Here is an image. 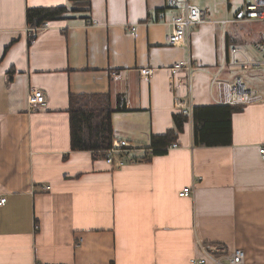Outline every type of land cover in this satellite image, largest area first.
<instances>
[{
  "label": "crops",
  "instance_id": "1",
  "mask_svg": "<svg viewBox=\"0 0 264 264\" xmlns=\"http://www.w3.org/2000/svg\"><path fill=\"white\" fill-rule=\"evenodd\" d=\"M184 1L91 0L87 9L0 0V264H191L200 243L241 248L248 264H264V69L225 66L233 45L256 56L264 28L235 31L240 11L233 18L229 2L215 0L225 14L194 24L189 47L171 46ZM61 5L65 16L30 43L28 9ZM187 58L191 90L186 72L172 81L169 69ZM147 67L150 78L140 74ZM218 73L241 75L262 97L233 113L230 141L224 133L219 145L195 144L188 119L170 144L178 148L150 152L153 137L174 129L177 102L219 105ZM30 88L46 104L32 108ZM102 93L111 95L114 138L131 144L134 164L115 168L94 150L72 149L71 94ZM188 186L194 195L180 196Z\"/></svg>",
  "mask_w": 264,
  "mask_h": 264
},
{
  "label": "built area",
  "instance_id": "2",
  "mask_svg": "<svg viewBox=\"0 0 264 264\" xmlns=\"http://www.w3.org/2000/svg\"><path fill=\"white\" fill-rule=\"evenodd\" d=\"M178 0H169V5L175 7ZM227 0H223L224 4H228ZM184 13L174 16L171 20V30L167 35V42L171 46H185L189 47L191 28L194 24L201 23L207 19L206 10H200L197 6L193 5L189 0L184 1ZM218 3L214 0L213 9L218 13ZM240 16L235 19L237 22L261 21L264 23V0H251L245 2L244 7L240 10ZM51 22H45L39 26H28L26 34L28 41L33 43L36 41L38 35L49 29ZM228 21H224L227 24ZM132 30L135 31L136 27L133 26ZM253 50L255 55L245 50L240 45H233L229 48V56L225 64L235 71L242 72H259L264 69V39L253 43ZM193 61L191 58L178 60L170 67L172 74V81L181 72L188 74L189 88L191 90L192 69ZM224 68V66L222 67ZM153 68H142L140 74L142 77L150 78L154 74ZM114 76L118 75L117 71H113ZM232 81L224 80L220 77V73L213 76L211 85L216 91L219 104L244 107L246 105L258 103L262 97L257 89L247 86L243 77L236 74L232 77ZM30 106L36 107L46 104V97L44 93L37 88H30L28 94ZM177 108L180 109V114L187 119H193L194 108L190 100H181L177 102ZM178 144L170 145L167 149L178 148ZM155 149L149 150L152 152ZM134 148L127 140L114 139L110 148L104 150H94L96 158L105 159L108 164L115 168H122L127 164H134L137 159L132 155ZM261 159L264 161V144L258 148ZM45 189H50L46 186ZM194 186H188L180 192V196H193ZM7 201L6 197H0V206L4 205ZM36 229L38 226L36 225ZM200 256H194L191 259V264H248L246 261V252L237 248L234 251H226L225 247L220 244L204 245L200 243Z\"/></svg>",
  "mask_w": 264,
  "mask_h": 264
},
{
  "label": "trees",
  "instance_id": "3",
  "mask_svg": "<svg viewBox=\"0 0 264 264\" xmlns=\"http://www.w3.org/2000/svg\"><path fill=\"white\" fill-rule=\"evenodd\" d=\"M78 6L90 8L91 0H70ZM69 9L66 6L34 7L27 11L30 26H39L63 18ZM111 95L71 94L70 126L73 150H104L112 146L114 130L112 125L113 106ZM242 107L213 105L194 107V143L197 145H219L226 133L230 141L231 117ZM175 127L167 135L153 137L156 154H163L171 143L176 141L179 132L183 131L188 121L181 114L174 117ZM229 134V136L227 135ZM225 141V142H226ZM224 143V142H223ZM154 151V150H153Z\"/></svg>",
  "mask_w": 264,
  "mask_h": 264
},
{
  "label": "rangeland",
  "instance_id": "4",
  "mask_svg": "<svg viewBox=\"0 0 264 264\" xmlns=\"http://www.w3.org/2000/svg\"><path fill=\"white\" fill-rule=\"evenodd\" d=\"M221 1V0H217ZM245 1L247 0H228L231 8V12L229 15H231L233 18L237 15V13L243 9ZM197 3L207 11V16L208 17H219L220 15L225 14V6L224 5H219L217 9H219L220 13L216 14L213 12V0H198ZM234 27L235 31L240 32L241 34H246L248 32H260V29L264 28V23L263 22H234L232 25ZM241 72V71H239ZM248 78V77H247ZM248 85L250 86V83L248 80H246Z\"/></svg>",
  "mask_w": 264,
  "mask_h": 264
},
{
  "label": "water",
  "instance_id": "5",
  "mask_svg": "<svg viewBox=\"0 0 264 264\" xmlns=\"http://www.w3.org/2000/svg\"><path fill=\"white\" fill-rule=\"evenodd\" d=\"M241 14L240 13H238V15H237V17H239Z\"/></svg>",
  "mask_w": 264,
  "mask_h": 264
}]
</instances>
